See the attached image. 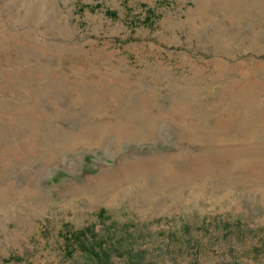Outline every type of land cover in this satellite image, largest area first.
<instances>
[{
    "label": "rangeland",
    "instance_id": "374dc122",
    "mask_svg": "<svg viewBox=\"0 0 264 264\" xmlns=\"http://www.w3.org/2000/svg\"><path fill=\"white\" fill-rule=\"evenodd\" d=\"M0 264H264V0H0Z\"/></svg>",
    "mask_w": 264,
    "mask_h": 264
}]
</instances>
